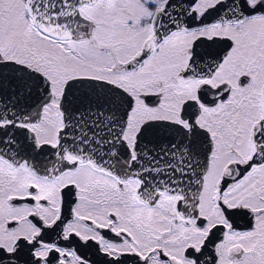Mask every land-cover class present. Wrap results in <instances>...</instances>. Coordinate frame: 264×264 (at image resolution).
I'll list each match as a JSON object with an SVG mask.
<instances>
[{
  "label": "snow or ice",
  "instance_id": "obj_1",
  "mask_svg": "<svg viewBox=\"0 0 264 264\" xmlns=\"http://www.w3.org/2000/svg\"><path fill=\"white\" fill-rule=\"evenodd\" d=\"M0 264H264V0H0Z\"/></svg>",
  "mask_w": 264,
  "mask_h": 264
}]
</instances>
